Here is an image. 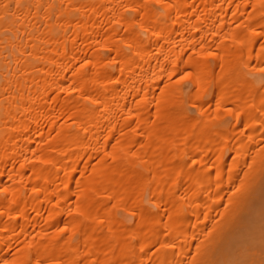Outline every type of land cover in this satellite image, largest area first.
<instances>
[{
	"label": "bare ground",
	"instance_id": "1",
	"mask_svg": "<svg viewBox=\"0 0 264 264\" xmlns=\"http://www.w3.org/2000/svg\"><path fill=\"white\" fill-rule=\"evenodd\" d=\"M0 264H264V0H0Z\"/></svg>",
	"mask_w": 264,
	"mask_h": 264
}]
</instances>
